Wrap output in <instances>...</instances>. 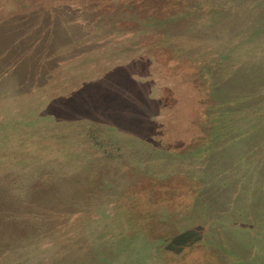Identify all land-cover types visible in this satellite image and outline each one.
I'll use <instances>...</instances> for the list:
<instances>
[{
    "label": "rangeland",
    "instance_id": "obj_1",
    "mask_svg": "<svg viewBox=\"0 0 264 264\" xmlns=\"http://www.w3.org/2000/svg\"><path fill=\"white\" fill-rule=\"evenodd\" d=\"M262 233L264 0H0V264H264Z\"/></svg>",
    "mask_w": 264,
    "mask_h": 264
},
{
    "label": "trees",
    "instance_id": "obj_2",
    "mask_svg": "<svg viewBox=\"0 0 264 264\" xmlns=\"http://www.w3.org/2000/svg\"><path fill=\"white\" fill-rule=\"evenodd\" d=\"M19 1H25V0H19ZM133 15V14H132ZM12 177H15V176H12ZM9 181H10V179H9ZM59 217V216H58ZM52 218V217H51ZM53 218H56V217H53ZM60 218V217H59ZM10 225V221L8 220V219H5V223H4V226L6 227H8ZM247 226H249V225H247ZM16 225L13 227V229L15 230L16 228ZM17 228H20L21 230H19V231H17L19 234H17L16 232L14 233V235H13V238H17V236H19V235H21V236H24L25 234H27V232L23 229V227H18V225H17ZM246 228V227H245ZM250 228V230H253V228L250 226L249 227ZM260 228V227H259ZM240 229H242V228H240ZM250 230H248V231H250ZM40 230H38V232H39ZM245 231H247V228H246V230ZM24 232V233H23ZM38 232H37V234H38ZM76 232H79V231H76ZM75 232V233H76ZM251 232V231H250ZM79 233H76V235H78ZM80 235V234H79ZM20 237V236H19ZM18 237V238H19ZM18 238H17V240H18ZM254 240H255V242L254 243H256L257 244V242H259L260 244L261 243H263L264 242V233H262L261 235H260V238L259 237H256V239L254 238ZM209 241V240H208ZM82 242H83V244H84V241H83V239H82ZM111 244H110V243ZM108 243V244H107ZM107 243H104V245L107 247V250L106 251H101V250H98L100 253L98 254V255H106V254H108V256H116V254L114 253V251L115 250H117V249H119V247H117L116 248V246L115 247H113L114 246V244H113V242L112 241H108ZM117 245V244H116ZM75 246V245H74ZM79 248V247H78ZM83 249V248H82ZM81 249V250H82ZM219 251H221V252H223L221 249H219ZM80 253H81V251H80ZM229 254H231V253H229ZM104 259L103 258H101V257H99V256H97L96 258H95V261H94V264H104L106 261L104 260V263H101L100 261H103Z\"/></svg>",
    "mask_w": 264,
    "mask_h": 264
}]
</instances>
